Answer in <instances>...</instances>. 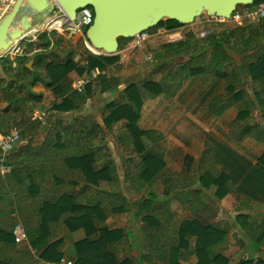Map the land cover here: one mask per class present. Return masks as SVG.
I'll use <instances>...</instances> for the list:
<instances>
[{
    "label": "trees",
    "instance_id": "trees-1",
    "mask_svg": "<svg viewBox=\"0 0 264 264\" xmlns=\"http://www.w3.org/2000/svg\"><path fill=\"white\" fill-rule=\"evenodd\" d=\"M260 3L264 0H254L255 5ZM242 7L246 6L239 8ZM181 27L183 25L174 20L161 21L157 26L171 32ZM53 42L48 33L40 35L38 54L33 59L28 55L18 58L17 68L11 62V72L7 69L3 72L14 79L0 81V106L7 104L4 109L0 107V136L6 137L17 131L21 143H30L27 147L20 146L4 159L0 151V264H10L9 258L16 255L15 230L19 224L23 225L34 247L42 245L36 243L37 240L53 237L51 233H55L56 226L61 224L71 232L85 230L87 240L77 247L78 264H182L193 256L198 257V264H230L229 259L222 255L209 256V250L223 242L226 235L223 228L218 225L205 228L196 220L179 224L176 213H168L167 207H161L162 198L154 191L131 205L121 193L117 170L113 166L101 170L96 168L97 156L110 154L107 145L96 147L93 144L106 139L105 131L97 122L85 119L76 124L81 127H67L61 132L52 129L43 147L32 146L43 130L42 121L34 120L26 112L30 103L42 100L32 92L37 72L45 71L48 89L55 94L57 101L63 99L60 105L54 106V111L65 113L85 103L83 96L67 83L72 73L83 77L96 72L99 81L105 83L107 77L104 73L119 62L118 57H95L90 52L79 63L71 56L66 62L59 57L49 61L47 53L54 46ZM130 42L131 39H120V48ZM162 50L163 60L167 62L193 57L181 67L186 74L182 81L206 76L227 82L230 97L213 103L211 111L220 117L238 106V118L230 126L231 139L234 142L253 139L264 144V126L253 125V114L257 111L264 121V22L229 32L214 31L202 40L189 32L183 41L164 45ZM202 51L204 53L199 55ZM207 56H210L209 61ZM31 61H34L32 69L28 67ZM156 68L159 72L165 70L164 66ZM166 81L171 82L162 79L128 85L125 104L109 105L104 116L108 131L113 130L114 124L127 121L120 140L126 143L123 148L133 147L131 154L141 159L133 166L137 173L127 179L137 195L160 183L165 168L164 155L159 147L162 137L153 131H141L138 123L146 100H154L170 92L171 87ZM92 88L91 83L86 92H92ZM65 138L73 146L64 143ZM76 140L85 141L86 145H75ZM145 140H150L151 144L147 145ZM211 153L209 150L205 156L210 167L213 165ZM261 165L264 168V157ZM188 170L190 168L185 171ZM212 170L213 174H206L214 178L220 190L233 192L231 180L219 175L213 167ZM102 184H106L104 191ZM80 186L84 188L77 191ZM116 214L133 215L137 222L143 224V230H149L146 244H140L139 255L135 258L132 257L134 249L130 246L131 236L125 230H110L106 225V220ZM244 230L251 240V255L248 254V259L241 264H264V259L256 260L254 257L264 249V229L247 224Z\"/></svg>",
    "mask_w": 264,
    "mask_h": 264
},
{
    "label": "crops",
    "instance_id": "crops-1",
    "mask_svg": "<svg viewBox=\"0 0 264 264\" xmlns=\"http://www.w3.org/2000/svg\"><path fill=\"white\" fill-rule=\"evenodd\" d=\"M184 37L183 35L179 42L183 41ZM120 50L122 48L116 54L106 55L111 58H119V62L109 67L108 71L104 73V76L107 77L106 82L99 81L98 76L92 79V92L88 93L87 91L82 94L85 103L73 111L65 113L54 111V106L60 105L63 99L57 101L55 94L48 89L45 71L37 72L38 78L32 86V92L41 96L42 100L29 105L39 106L41 110L38 118H34L26 112L34 120L42 121L43 130L32 142V146L43 147L47 142L48 133L52 129L61 132L67 127L78 126L76 124L82 123L85 119L97 122L105 131L106 139L105 141H95L93 144L96 147L107 145L110 154L98 155L96 168L101 170L106 166H113L117 170L121 182V193L130 200L131 205H134L140 197L146 198L151 191H160L161 207H167L168 213H176L179 224L184 221L196 220L205 228L216 225L223 228L226 232L224 240L220 245L213 246L209 250L210 257L222 255L229 259L230 264H241L248 259V254L251 255V240L244 227L249 224L256 229H264V168L261 165V160L264 157V144L253 139H246L242 142H234L231 139L230 126L238 118V106L226 111L220 117L215 116L211 111L213 103L219 99L227 100L230 97L227 82L206 76L192 79L195 84L193 99H198L197 108L193 111L188 107H183L184 103L181 100L185 99L184 96L189 93L184 91L185 82L182 86L179 84L174 90L170 89L169 93H164L154 100L148 99L144 103L138 126L143 132L153 131L157 136L162 137L159 147L164 155L165 168L159 185L156 184L152 190L146 189L141 195H137L130 188L127 179L137 173L133 170V166L140 163L141 159L138 155L131 154L133 147L123 148L126 143L120 140L121 132L125 131L127 121L114 124L112 131L107 130L104 122L109 105L121 106L127 100L125 90L128 84L119 76L123 70L122 66L130 61L132 56H123ZM33 66L34 64L28 65L30 69ZM156 67L148 68L146 76H150L151 71ZM157 69L152 74L159 73V69ZM3 74L5 75L0 71V79L4 76ZM80 78L77 73H72L67 83L71 84L74 90V85ZM2 80L5 79L0 81ZM109 81L112 82L109 83ZM148 81L150 80L146 79L137 82V84ZM203 82H208V86L201 89L200 85ZM166 83L172 88L171 85L175 82L166 81ZM47 101L50 102V107L42 112V107ZM0 107L4 109L7 104ZM253 118L255 119L253 125L264 126L259 111L253 114ZM55 141L57 143L58 140ZM63 142L71 144L67 138ZM145 143L150 145L151 141L145 140ZM29 144L24 141L21 143V147H27ZM74 144L85 146L86 142L76 140ZM209 150L212 151L213 165L211 167L205 162V156ZM212 167L219 175L231 180V185L234 187L233 192L227 193L220 190V186L214 182V178L206 174L214 172ZM186 168H190V170L185 171ZM83 188L84 186H80L77 191H81ZM101 189L104 191L106 184H102ZM126 217L133 221V229H127L121 224V221H124ZM133 219V215L116 214L106 220V225L110 230H125L131 236L130 246L134 249L132 257L135 258L139 255L140 244L142 246L146 244V235L149 230H143V224ZM19 225L23 227L22 224ZM56 227L55 233H51L53 237L46 236L44 240L36 241L42 245L34 247L30 240L17 244L15 257L9 258L10 264H62L64 258L71 259L78 264L77 247L87 240L86 231L78 229L71 232L64 224ZM140 241L141 243L138 244ZM254 257L256 260L264 259V249ZM198 263L197 256L182 262V264Z\"/></svg>",
    "mask_w": 264,
    "mask_h": 264
},
{
    "label": "water",
    "instance_id": "water-1",
    "mask_svg": "<svg viewBox=\"0 0 264 264\" xmlns=\"http://www.w3.org/2000/svg\"><path fill=\"white\" fill-rule=\"evenodd\" d=\"M253 4L254 0H16L0 19V59L51 19L57 6L72 22L79 10L92 8L94 24L86 37L95 50L113 55L119 52L120 39H134L166 18L182 25L192 24L203 13L229 19L238 7Z\"/></svg>",
    "mask_w": 264,
    "mask_h": 264
},
{
    "label": "rangeland",
    "instance_id": "rangeland-1",
    "mask_svg": "<svg viewBox=\"0 0 264 264\" xmlns=\"http://www.w3.org/2000/svg\"><path fill=\"white\" fill-rule=\"evenodd\" d=\"M12 0H0V14L4 13V16L9 13V11L12 9L14 6L15 2L10 6V3ZM58 9H56L55 13L53 14L52 18H55L57 16ZM51 18V19H52ZM64 18V17H62ZM50 20V19H49ZM48 20V21H49ZM65 23H68V19L64 18ZM47 21V22H48ZM164 21H170L169 18H166ZM44 25V24H43ZM43 25L39 28V32L43 29ZM55 29H60L62 28L60 25H55ZM54 30V29H53ZM232 28L230 26H226V24L219 23L217 20H214L208 16L207 13H203V15L199 18H197L192 24L189 25H183L180 29H178L177 33L183 34L184 36L192 32L194 33L198 39L202 40L205 37H202L204 34H210L211 32L214 31H219V32H229L231 31ZM38 31L28 35L26 38L21 39L18 41L19 43L14 46V48L6 55L4 58L0 59V71H4V69H7L9 72L10 69L12 68L10 63L13 62L12 57L15 54V47L19 46L22 47L25 51V55H28L30 59H33L37 54V43L38 40H35V38H39ZM158 31L163 32L165 30H162L161 28H155L154 33H157ZM52 39H53V47L52 49L47 53V58L49 61H52L53 57H59L62 61L66 62L68 56H71L72 59L75 60V62L79 63L83 57H87L89 55V51L86 48L85 44V39L81 35H71L68 32L65 31H55L53 34H49ZM185 38V37H184ZM172 38L169 37V35L166 37L163 35H158V38L153 39L145 48L141 50H137L136 52L132 53L131 60L128 61L124 66H122L121 70V80H124L125 83L128 85L130 83H137V82H142L143 80L149 79V80H155V81H160L162 79H167L169 81L175 82L172 84L171 90H174L175 87H178L180 84L181 86L183 85L185 93H189L188 95H185L184 98L182 99L181 102L184 103L183 107H188L193 111L194 109L197 108L198 105V99H193V94L195 93L193 88H194V81L188 82V81H182L185 78V73L182 71V66H186L192 58H179L177 60H173L170 62H167L163 60V50L162 47L164 45L170 44V43H177L179 40L172 42ZM201 46V45H200ZM94 53L97 51L94 48H91ZM91 53V52H90ZM204 51L199 53V55L203 54ZM92 54V53H91ZM95 56L94 54H92ZM197 55V56H199ZM105 56V55H102ZM195 57V59L197 58ZM95 57H101V56H95ZM210 56H207V61H209ZM206 61V62H207ZM32 61L29 63L31 66L34 64ZM165 67V70H161L159 73H154L151 74L150 76L147 75V69L151 67ZM13 69V68H12ZM96 73V72H95ZM4 75V74H3ZM98 76V73H96ZM11 76V75H10ZM97 76H90L91 79H94ZM147 77L146 79H144ZM82 78V77H81ZM1 79H5V82H9L12 79H14L13 76L11 77H6L4 75ZM0 79V80H1ZM5 85V84H4ZM189 85V86H187ZM208 86V82H203L201 86V89L204 86ZM186 89V90H185ZM250 89V87H249ZM223 92V90H221ZM52 104V103H51ZM50 107V102L47 101L45 105L42 107L43 110H46ZM41 110V107L39 106H33V105H28L26 108V111L28 112L29 115H32L34 118H38L39 112ZM177 164V163H176ZM158 188V187H157ZM160 195V191H156ZM127 218V219H126ZM124 218V221H121V224H123L127 229H133V221H131L128 217ZM126 219V220H125ZM134 220V219H133ZM141 241L138 243L140 244Z\"/></svg>",
    "mask_w": 264,
    "mask_h": 264
},
{
    "label": "built area",
    "instance_id": "built-area-1",
    "mask_svg": "<svg viewBox=\"0 0 264 264\" xmlns=\"http://www.w3.org/2000/svg\"><path fill=\"white\" fill-rule=\"evenodd\" d=\"M16 0H12L10 7ZM58 9L57 16L55 19H64L67 18L69 21L65 23V27L62 29H54L50 30L47 22L43 25V29L39 32V36L45 33L51 34L55 31H65L70 33L71 35H81L85 39L86 48L89 52L94 54L95 56H102L108 55L105 52L97 51L94 53L91 48L92 45L88 41L86 37L87 30L94 24L95 14L92 8H83L77 12V20L72 22L69 17L65 14V12L60 8ZM4 17V13L0 14V19ZM64 17V18H62ZM214 20H217L219 23L226 24V26H230L232 29L236 28H246V27H253L258 25L260 22H264V3H260L258 5H251L248 7L237 8L236 11L231 15L229 19H222L218 17H210ZM65 21V20H64ZM165 30L164 33L158 31L157 33L152 32L151 30L143 32L136 36L134 39H131V42L127 44L125 47L122 48L121 55L128 56L132 55V53L136 52L137 50H141L145 48L153 39L158 38V35H163L166 37L169 35L172 42L179 40L183 34L177 33L178 31H169L167 28L162 29ZM207 34L202 35V37H206ZM35 40H38L35 38ZM176 43V42H175ZM25 56V51L22 47L16 46L15 47V54L12 57L13 60V67L17 68L18 63L17 60L20 57ZM97 76L96 73H92L91 75L84 76L80 78L74 85V91L78 94H84L86 92L87 87L91 84V77L90 76ZM21 146V138L20 134L17 131L12 132L9 136H0V151L2 153L3 159L6 158L9 154L14 152ZM4 170V168H3ZM15 239L17 244H22L27 242L28 236L25 232V229L22 226H18L15 230ZM62 264H77L75 261L64 258L62 260Z\"/></svg>",
    "mask_w": 264,
    "mask_h": 264
},
{
    "label": "bare ground",
    "instance_id": "bare-ground-1",
    "mask_svg": "<svg viewBox=\"0 0 264 264\" xmlns=\"http://www.w3.org/2000/svg\"><path fill=\"white\" fill-rule=\"evenodd\" d=\"M47 25L49 26L50 30L55 29V28H54L55 25H60L62 28H64V27H65V21H64V19H60V18H58V19L52 18V19H50V20L47 22ZM62 28H60V29H62ZM58 29H59V28H58ZM18 43H19V42H16L15 45H17Z\"/></svg>",
    "mask_w": 264,
    "mask_h": 264
}]
</instances>
